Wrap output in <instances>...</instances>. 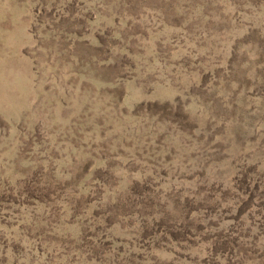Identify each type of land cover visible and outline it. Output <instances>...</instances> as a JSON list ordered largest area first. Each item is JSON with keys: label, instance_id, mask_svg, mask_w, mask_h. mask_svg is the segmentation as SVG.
Here are the masks:
<instances>
[{"label": "rangeland", "instance_id": "1", "mask_svg": "<svg viewBox=\"0 0 264 264\" xmlns=\"http://www.w3.org/2000/svg\"><path fill=\"white\" fill-rule=\"evenodd\" d=\"M0 264H264V0H0Z\"/></svg>", "mask_w": 264, "mask_h": 264}]
</instances>
